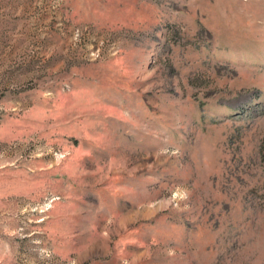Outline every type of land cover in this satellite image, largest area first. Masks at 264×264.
I'll return each instance as SVG.
<instances>
[{"label":"rangeland","instance_id":"obj_1","mask_svg":"<svg viewBox=\"0 0 264 264\" xmlns=\"http://www.w3.org/2000/svg\"><path fill=\"white\" fill-rule=\"evenodd\" d=\"M0 264H264V0H0Z\"/></svg>","mask_w":264,"mask_h":264},{"label":"crops","instance_id":"obj_2","mask_svg":"<svg viewBox=\"0 0 264 264\" xmlns=\"http://www.w3.org/2000/svg\"><path fill=\"white\" fill-rule=\"evenodd\" d=\"M126 206H128V208H129V212L131 213V216H132V223H133V221H136V219H134V215L135 214H137L138 213V215H139V220H141V213H140V207L139 208H136L134 205V203H132V202H130V201H124L123 202ZM139 209V210H138ZM135 224L136 223H134L133 225L135 226ZM133 225H131L129 228H128V230L127 231H132V229L134 228V227H132Z\"/></svg>","mask_w":264,"mask_h":264}]
</instances>
